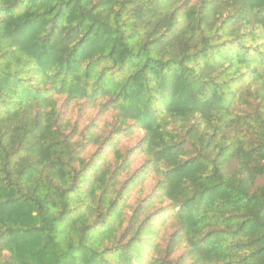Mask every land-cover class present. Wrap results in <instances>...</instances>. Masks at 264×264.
<instances>
[{"label": "trees", "instance_id": "16d2710c", "mask_svg": "<svg viewBox=\"0 0 264 264\" xmlns=\"http://www.w3.org/2000/svg\"><path fill=\"white\" fill-rule=\"evenodd\" d=\"M0 264H264V0H0Z\"/></svg>", "mask_w": 264, "mask_h": 264}, {"label": "rangeland", "instance_id": "374dc122", "mask_svg": "<svg viewBox=\"0 0 264 264\" xmlns=\"http://www.w3.org/2000/svg\"><path fill=\"white\" fill-rule=\"evenodd\" d=\"M143 135H144L143 131H136L132 138L131 137H126V138H123L122 141L126 145H128L129 147H133V146H136L139 143V141L141 140ZM141 161H142V159L139 160L136 165H139L141 163ZM152 185H153V183L151 181L148 182L146 187H145V191L142 192L141 194L138 193V195L139 196H146L149 193V191H151Z\"/></svg>", "mask_w": 264, "mask_h": 264}]
</instances>
